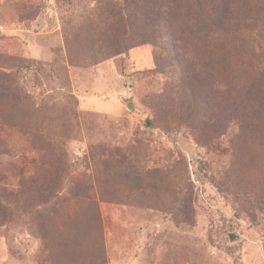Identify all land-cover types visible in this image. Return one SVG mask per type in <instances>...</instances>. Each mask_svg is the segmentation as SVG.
<instances>
[{
  "label": "rangeland",
  "instance_id": "374dc122",
  "mask_svg": "<svg viewBox=\"0 0 264 264\" xmlns=\"http://www.w3.org/2000/svg\"><path fill=\"white\" fill-rule=\"evenodd\" d=\"M109 2L0 0V55L23 64L20 69L0 64V72L13 73L33 105L46 113L33 129L63 154L68 179L59 182L60 189L57 185L59 197L68 193L74 200L73 194L90 185L95 191L101 163L114 164L115 172L126 165L141 177L150 172L149 183L142 180L138 189L132 183L127 196L114 201L97 196L99 223L93 228L76 222L74 201L56 198L26 209L0 203V264H264V28L245 22L235 42L223 38L221 48L234 50L229 62L235 66L226 73L219 54L213 55L209 65L220 75L195 92L199 102L190 108L193 100L175 89L184 82L174 57L184 60L190 54L184 37L183 45L163 36L87 66L69 64L65 32L81 25L79 47L89 44L88 22L109 20ZM199 49L194 55L206 51ZM214 50L209 46L210 53ZM233 89L257 113L241 125L239 117L249 115L243 109L209 134L202 122L219 114L222 99L226 106L241 104ZM180 105L189 108L176 123L167 112ZM145 118L153 127H146ZM0 139L7 142L1 144L6 153L0 154V195L11 198L14 192L8 191L22 178L33 171L42 175L41 153L32 140L41 142L28 129L3 122ZM46 217L62 219L58 224L64 230H58L67 233L65 240L54 222L40 226ZM39 229L53 232L54 240L47 244ZM95 238L101 256L88 251Z\"/></svg>",
  "mask_w": 264,
  "mask_h": 264
},
{
  "label": "trees",
  "instance_id": "16d2710c",
  "mask_svg": "<svg viewBox=\"0 0 264 264\" xmlns=\"http://www.w3.org/2000/svg\"><path fill=\"white\" fill-rule=\"evenodd\" d=\"M109 5L112 11L109 20L98 19L88 22L90 27L87 30L86 40L90 44V48L89 44L83 48L79 47L78 41L84 40L81 35L84 30L83 26L77 25L72 30L65 32L64 45L69 64L87 66L121 53L126 54L132 46L152 42L163 36L168 37L167 39L172 40L171 42L175 44L183 45L179 39L184 37L187 41L183 46H187L190 54L184 60L174 57L173 61L177 66L178 75L183 77L184 82V85H176L175 89L179 90L180 95L187 96L188 101L189 98L193 100L190 104H194L190 108H195L199 102L194 95L195 92L203 90L210 80H215L220 75L219 70L216 71V68L209 65L214 58L213 55L219 54L220 60L226 64V73H229V66H235V63L229 62L230 57H235L234 50L223 51L221 48L220 42L223 38H227L230 43L235 42L234 36L240 27H244L245 22L264 28V0H111ZM111 23L115 24L114 28L108 27ZM225 33L227 35L224 37ZM95 37L97 42L94 41ZM202 46L206 51L200 55H194V52L201 50L199 48ZM209 46L215 48L214 52L210 53ZM160 60L159 57L157 61ZM158 63L160 65V62ZM0 64L2 67L18 69L23 65L19 64V60L5 55H0ZM159 69L163 68L159 66ZM12 74L0 72V104L3 105L0 110V122L6 126H17L22 130L28 129V133L33 138H38L41 146L35 139L31 140L35 149H39L41 153L37 169L41 170L42 175L39 178L34 171L33 174H28L29 176L20 180L15 190L8 191L14 192L11 198L4 194L0 195V203L10 208L19 205L26 209L52 203L56 198L57 201H74L73 212H76L79 206L76 222L78 220L84 222L87 227H90L91 224L93 228L95 224L99 223L97 196L103 201L123 198V196H127V191L131 190L129 187L132 183H134L133 188L135 189L142 187L140 186L142 180L147 181L151 178L150 172L143 175L144 179H142L140 174L129 171L126 165L124 168H117V172H115L114 164L107 167L108 164L101 163L99 170H95L94 173L95 191L90 185L85 192L73 194L74 200L70 195L68 196V193L67 196L59 197L56 187L58 185V189H60L59 184L63 183L66 177L68 179L67 173L63 174V154L56 145L49 142L50 139L47 135L40 134L33 129L34 126L45 120L46 113L42 108L33 105ZM198 79L200 84L194 85L193 81ZM239 89L244 92L248 91V93L254 91L251 86L247 91L243 88ZM231 92H233V97H239L241 104L228 101L229 104L226 106L222 99L217 105V108L220 109L219 114L202 122L203 128L209 125V134L217 133L220 127L223 128L228 122L234 120L243 109L247 110L249 115L239 117L241 125L244 122L247 124L246 121L250 119L251 115L257 113V107L251 106L250 102L241 97L237 90L233 89ZM188 108L180 105L178 109L167 112V115L172 114L176 123H182ZM216 113H218V109ZM144 124L146 127H153L149 118H145ZM195 134L197 135L196 131ZM240 138L239 142L243 143L244 138L242 140ZM1 144L7 146L6 140L0 139V154H5L6 152L1 149ZM125 163L127 162L125 161ZM61 220L56 217H46L41 220L40 226H44L48 221L54 222L56 230L62 232L59 233L60 238L65 240L67 233L63 232L64 227L61 228L58 224ZM58 229L63 230L59 231ZM39 236L47 244L54 240L51 231L46 232L39 229ZM88 238L91 237L88 236ZM95 239L98 242L91 244L87 241L90 244L88 251L91 253L99 251L101 256L103 252L101 241Z\"/></svg>",
  "mask_w": 264,
  "mask_h": 264
},
{
  "label": "built area",
  "instance_id": "2783aa9c",
  "mask_svg": "<svg viewBox=\"0 0 264 264\" xmlns=\"http://www.w3.org/2000/svg\"><path fill=\"white\" fill-rule=\"evenodd\" d=\"M3 29V26L2 25H0V31Z\"/></svg>",
  "mask_w": 264,
  "mask_h": 264
}]
</instances>
